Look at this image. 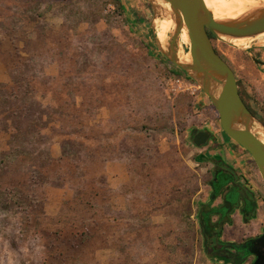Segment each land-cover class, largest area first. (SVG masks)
Returning <instances> with one entry per match:
<instances>
[{
  "label": "rangeland",
  "instance_id": "1",
  "mask_svg": "<svg viewBox=\"0 0 264 264\" xmlns=\"http://www.w3.org/2000/svg\"><path fill=\"white\" fill-rule=\"evenodd\" d=\"M229 1L224 0L221 7H226ZM121 2L126 21L113 14L114 6L109 0H56L40 7L41 22L59 30L64 44L55 52L48 45L46 51L41 49L44 53L38 69L47 78H54L55 85L71 84L73 92L69 100L75 107V115L84 116L93 146L108 151L112 145L116 152L146 147L155 157L146 166L139 159L133 162L110 159L96 165L112 191L108 211L118 218L116 225L112 224L116 235L108 236L104 245L98 243L92 247L86 261L80 264H212L200 248L195 216L207 192L211 164L194 159L204 154L206 147L193 144L191 131H211L216 138L209 148H215L224 157L230 152L231 162L237 160L243 164L242 169L250 174L251 184L260 187L263 198L264 183L250 154L225 136L217 112L202 90L194 95L168 91L165 82L175 75L164 70L166 57L152 40L150 5L145 0ZM212 42L231 66L236 81L241 82L239 88L245 100L264 124V107L261 110V105L251 99L254 94L264 103V67L255 64L237 47L216 38ZM254 43L262 50L256 52L250 48L251 53L258 61H264V45H259L264 41L258 38ZM180 45L182 50H187L186 44ZM9 81L10 74L0 58V82ZM203 96L208 105L199 99ZM36 100L45 112L57 109L58 103L50 90L41 88ZM46 118L44 115L43 119ZM6 124L0 129V157L9 149L8 140L15 131L9 120ZM59 124L51 119L43 130L55 158L61 155L56 131ZM100 133L103 137L95 140L101 137ZM115 162L123 164V170L106 169L107 163ZM141 169L150 174H140ZM176 182L185 183L184 187L176 190L179 188ZM171 184L173 189H167L168 195L164 197L159 191ZM39 194L44 200L45 214L55 217L64 202L72 198L73 189L52 181L43 185ZM261 210L254 222L264 223V201ZM5 216L0 212V264H20L21 257L7 242L12 233ZM8 219L12 223V217Z\"/></svg>",
  "mask_w": 264,
  "mask_h": 264
},
{
  "label": "trees",
  "instance_id": "2",
  "mask_svg": "<svg viewBox=\"0 0 264 264\" xmlns=\"http://www.w3.org/2000/svg\"><path fill=\"white\" fill-rule=\"evenodd\" d=\"M48 1L56 0H0V58L10 74L9 82H0V129L9 120L15 130L8 140L9 149L0 157V212L6 215V225L12 233L7 242L21 257L20 264H80L86 261L92 247L98 243L104 245L108 236L116 235L112 224L116 225L118 218L108 211L112 191L96 165L110 159L128 162L139 159L142 166H146L155 157L146 147L124 152H116L112 145L108 151L94 147L84 116L75 115V107L69 100L73 92L71 84L55 85L54 78L41 74L38 69L44 53L41 49L46 51L48 45L55 52L64 44L59 30L41 22L40 7ZM109 1L114 6L113 14L126 21L121 0ZM209 37L215 39L210 32ZM165 61L164 70L168 75L187 76L180 68ZM236 83L245 104L258 118L239 88L241 82L237 80ZM41 88L52 91L58 103L55 111L45 112L39 106L36 93ZM251 99L263 110L264 103L260 98L253 94ZM44 115L46 119H43ZM51 119L60 122L56 131L61 155L57 158L51 155L47 136L43 133ZM98 136L101 137L94 138L97 141L103 134ZM194 159L204 162L203 154ZM150 168L148 166V170ZM148 170L141 169L139 173L148 176ZM52 181L59 186L68 184L73 189L72 198L64 202L55 217L45 214L44 200L39 194L43 185ZM184 184L176 182L175 186L179 187L176 190ZM173 187L171 184L164 191H158L166 197V190ZM148 188L152 186L148 185ZM148 203H151L150 199ZM8 216L12 217V223Z\"/></svg>",
  "mask_w": 264,
  "mask_h": 264
},
{
  "label": "water",
  "instance_id": "3",
  "mask_svg": "<svg viewBox=\"0 0 264 264\" xmlns=\"http://www.w3.org/2000/svg\"><path fill=\"white\" fill-rule=\"evenodd\" d=\"M151 7V35L157 49L174 66L194 80L208 97L217 112L223 133L245 149L255 163L264 183V124L255 117L238 92V85L229 64L216 52L209 32L221 42L250 52L254 40L264 34V3H256L235 17L217 19L202 0H145ZM169 6L166 9L163 5ZM167 18L173 22L165 42L155 34L156 19ZM186 29L189 45L185 53L190 60H181L180 36ZM247 38L236 44L235 39ZM259 45H264L260 43ZM211 131L203 129L193 137V144L203 146ZM252 264H264V256L257 253Z\"/></svg>",
  "mask_w": 264,
  "mask_h": 264
},
{
  "label": "flooded vegetation",
  "instance_id": "4",
  "mask_svg": "<svg viewBox=\"0 0 264 264\" xmlns=\"http://www.w3.org/2000/svg\"><path fill=\"white\" fill-rule=\"evenodd\" d=\"M200 130L191 131L192 139ZM214 141L213 134L203 145L211 176L195 213L200 248L212 264H252L257 253L264 256V223L254 222L264 198L237 163L209 148Z\"/></svg>",
  "mask_w": 264,
  "mask_h": 264
},
{
  "label": "bare ground",
  "instance_id": "5",
  "mask_svg": "<svg viewBox=\"0 0 264 264\" xmlns=\"http://www.w3.org/2000/svg\"><path fill=\"white\" fill-rule=\"evenodd\" d=\"M205 5L211 9L213 15L217 19L225 17H235L245 12L256 3H264V0H230L228 5L222 8L224 0H202ZM166 9L169 8L167 4L163 5ZM173 28V22L171 19L161 18L155 21V34L159 42H165L168 32ZM260 39L264 41V34L260 36ZM248 40L247 38L235 39L234 43H244ZM180 43L189 45V38L185 28L181 31ZM178 56L181 60L189 61L190 54L185 53L182 49L179 50Z\"/></svg>",
  "mask_w": 264,
  "mask_h": 264
},
{
  "label": "built area",
  "instance_id": "6",
  "mask_svg": "<svg viewBox=\"0 0 264 264\" xmlns=\"http://www.w3.org/2000/svg\"><path fill=\"white\" fill-rule=\"evenodd\" d=\"M165 83L168 91L173 94L187 92L194 95L201 91L199 85L190 77L185 75L171 76Z\"/></svg>",
  "mask_w": 264,
  "mask_h": 264
},
{
  "label": "crops",
  "instance_id": "7",
  "mask_svg": "<svg viewBox=\"0 0 264 264\" xmlns=\"http://www.w3.org/2000/svg\"><path fill=\"white\" fill-rule=\"evenodd\" d=\"M253 51H260V50H262L261 48H259V47H257V46H253L252 48H251ZM242 53H244V54H246L247 56H250V52H248L247 50H244V49H241L240 50ZM251 51V50H250ZM262 53V52H261ZM263 54H264V51H263ZM251 57V56H250ZM262 59V58H261ZM253 60V59H252ZM253 62H254V60H253ZM259 65L261 66V67H264V61H263V59L262 60H259ZM255 64H258V63H256L255 62ZM230 66V65H229ZM231 67V66H230ZM249 83H251V85L253 86L254 85V82H252L250 79H246ZM256 89H258L257 87H255ZM199 99H201V101L206 105L208 102L206 101V98L203 96V97H199ZM208 105V104H207ZM214 121H212L211 122V124L212 125H214V123H213ZM226 158L228 159V160H233L232 158H231V154H230V152L228 153V157L226 156ZM230 158V159H229ZM233 162H235V163H237L240 167H241V170L243 171V172H245V174H246V170H243L242 169V165L241 164H239L238 163V161L236 160V161H233ZM114 168H116V169H118V170H123V168H124V165L123 164H121V163H107L106 164V169L107 170H112V169H114ZM247 175V174H246ZM250 175V174H249ZM249 175H247V177H249ZM121 177H122V179H124V177H125V174H124V172L121 174ZM250 183H251V181H250ZM252 185L254 186V188H256V189H258L259 191H260V187L258 186V185H256L254 182H252Z\"/></svg>",
  "mask_w": 264,
  "mask_h": 264
}]
</instances>
